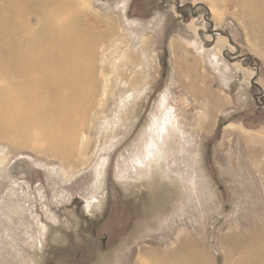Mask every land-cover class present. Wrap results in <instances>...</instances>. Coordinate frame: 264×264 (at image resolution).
<instances>
[{
    "label": "rangeland",
    "instance_id": "374dc122",
    "mask_svg": "<svg viewBox=\"0 0 264 264\" xmlns=\"http://www.w3.org/2000/svg\"><path fill=\"white\" fill-rule=\"evenodd\" d=\"M179 1L79 2L104 39L89 158L0 95V264H264V0Z\"/></svg>",
    "mask_w": 264,
    "mask_h": 264
},
{
    "label": "bare ground",
    "instance_id": "6f19581e",
    "mask_svg": "<svg viewBox=\"0 0 264 264\" xmlns=\"http://www.w3.org/2000/svg\"><path fill=\"white\" fill-rule=\"evenodd\" d=\"M80 1L0 0V81L2 82L0 95L27 99L29 105L33 106V113L46 117L51 128L57 130L52 140L55 143L54 155L65 164H70L78 151L79 154L83 153V158L87 156L83 151L90 142L91 138L89 139L87 132L96 112L92 111L94 115L92 117H88L87 114L97 97L95 93L97 80L95 78L91 80L90 75L94 74L96 68H94L96 48L104 40L101 33H92L93 25L87 21L86 13L79 9ZM34 21L36 24L33 25ZM41 30L47 31V35L42 34ZM75 41L78 47L87 52L86 54L74 50V45L70 46ZM119 44L115 43V47ZM194 45L195 42L191 44ZM71 56L76 60L73 58L71 60ZM88 61L90 63L86 65ZM121 61L122 58H114L113 66L118 67ZM82 72L85 74L80 79L78 74ZM106 88L105 83L103 97L106 95ZM206 89L207 86H201L200 91L205 94ZM213 101L217 99L213 98ZM0 109L5 108L0 107ZM199 114L200 117L208 120L205 112ZM232 126L230 124V127ZM242 130L246 131L244 128ZM241 137L245 153L250 157L261 153L263 149L261 135L245 138L246 136L242 134ZM64 177L67 178L66 170ZM198 242L191 240L188 244L194 249L201 248L196 245ZM162 255L163 252L155 250L148 253L147 257L154 259ZM173 264H176V261ZM196 264L204 263L199 259Z\"/></svg>",
    "mask_w": 264,
    "mask_h": 264
},
{
    "label": "water",
    "instance_id": "95a60500",
    "mask_svg": "<svg viewBox=\"0 0 264 264\" xmlns=\"http://www.w3.org/2000/svg\"><path fill=\"white\" fill-rule=\"evenodd\" d=\"M164 1H175L177 3V9L178 10H182V8H183L182 6H180V4H179L180 1L179 0H164ZM209 33H211V32H209Z\"/></svg>",
    "mask_w": 264,
    "mask_h": 264
}]
</instances>
